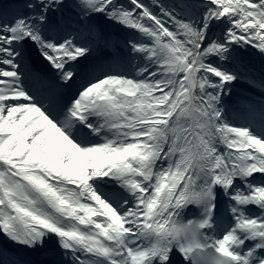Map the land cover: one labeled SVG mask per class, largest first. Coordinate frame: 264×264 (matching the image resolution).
<instances>
[{
	"label": "snow or ice",
	"instance_id": "obj_1",
	"mask_svg": "<svg viewBox=\"0 0 264 264\" xmlns=\"http://www.w3.org/2000/svg\"><path fill=\"white\" fill-rule=\"evenodd\" d=\"M0 264H264V0H0Z\"/></svg>",
	"mask_w": 264,
	"mask_h": 264
}]
</instances>
